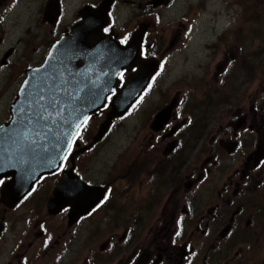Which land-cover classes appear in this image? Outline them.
Masks as SVG:
<instances>
[{
	"label": "flooded vegetation",
	"instance_id": "af4514ba",
	"mask_svg": "<svg viewBox=\"0 0 264 264\" xmlns=\"http://www.w3.org/2000/svg\"><path fill=\"white\" fill-rule=\"evenodd\" d=\"M49 1L42 0L36 10L31 12L28 21L19 25L18 9L22 6L19 0H0V72H7V87L1 90L0 98L3 99L7 92H10L12 97L7 108L6 120L0 126L11 118L10 107L18 94L26 71L40 67L45 62L55 42L82 20L83 9L96 8L103 2V0L81 1L80 6L72 12V20L69 21L65 0H55L57 7L55 9L53 7L50 10L51 16L46 17V6ZM112 1L114 3V0ZM112 7L113 4L108 12L110 18L113 16ZM105 32L111 34L112 30L106 28ZM127 75L128 73L123 72L120 78L123 80ZM104 111L94 114L90 119ZM159 111L149 116V122L147 121L150 133L144 138L145 143L141 147L145 148L148 154L140 174L144 177V185L146 183L152 185L153 198L156 197V190L160 199L163 189H167L169 193L159 207L153 208L152 200L148 202L142 199L143 204L139 211L133 210L136 211L137 216H133L135 217L133 219L128 215V222L123 226L124 233L120 246L122 252L129 253L125 256L124 264L247 263L249 257L245 253H248L251 246L245 241L234 239L236 236H239V239L244 235L258 236L264 228V157L257 160L254 154L259 134L264 130V126L262 125L263 128L249 126L247 115L245 119L242 118L235 123L229 120L230 124H225L230 127L225 131L227 140L213 136L208 151L210 156L200 162L198 157L196 163L194 155L203 145L202 141L208 133L199 140L187 136L185 141V136L188 134H184L186 128H181V123L174 125L172 120L175 117H171L161 130L153 131L151 124ZM117 120L119 119L113 120L112 124ZM187 124L191 125V120L187 119ZM92 138L88 144L86 142L90 138L79 142L77 146L72 145L59 168L40 177L20 201L16 202L13 198L10 201L3 199L2 190L10 178L0 179L2 181L0 183V264H20L22 261V256L18 253L19 232H17L20 216H26L25 219L22 218L26 227L32 225L37 229L34 232L27 228L28 235L33 236V241L27 248L30 249L38 243L37 241H41V245L36 246L40 252H43L42 259L38 260L39 264H81L84 241L82 221L91 218L102 208L105 209V205L108 208L115 203L109 204V198L107 200L109 189L112 188L111 182H94L88 177V169L83 159L97 145V143L92 144ZM164 145L168 146L167 149L157 152L160 146ZM134 157L129 158L125 168L133 164ZM69 170L89 185L99 184L101 188H107L103 200L74 222H71L69 217L72 210L69 205L63 206L56 214L50 213L47 209L57 180L63 172ZM110 175L114 174L110 172ZM123 177L128 183L132 179L130 173ZM201 185L206 186L201 187ZM21 207H25L22 214H20ZM42 212H44L43 217L40 215ZM143 212L154 214L155 227H158L157 241L148 244V247H146L147 243L138 247L140 242L144 241L141 238L146 227ZM32 221L38 222L32 223ZM12 238H14L13 244ZM112 238L110 237L108 243L100 247L99 253L90 250L85 262L98 264L99 256L107 251L106 247L108 250L114 249L113 244L110 243ZM234 249H236L235 254L228 258L227 256ZM255 258L251 257L253 260Z\"/></svg>",
	"mask_w": 264,
	"mask_h": 264
},
{
	"label": "rangeland",
	"instance_id": "374dc122",
	"mask_svg": "<svg viewBox=\"0 0 264 264\" xmlns=\"http://www.w3.org/2000/svg\"><path fill=\"white\" fill-rule=\"evenodd\" d=\"M81 1L83 0L64 1L69 21ZM150 1L114 0L113 3L112 30L119 38L128 40L141 25H145L144 43L148 47V56L159 59L163 57V62L161 71L131 111L111 124L107 134L83 159L91 180L112 183L107 200L109 198V204L115 203L108 208L105 205V209L102 208L91 218L82 221L84 241L81 264H87L85 259L90 250L99 253L100 247L107 244L110 237H113L110 243L117 252L106 247L107 251L99 256L98 264H124L125 256L129 253L122 252L120 246L128 215L137 216L133 210L139 211L142 199L148 202L152 200L153 208L159 207L169 193L167 189H163L160 199L156 190V197L153 198L152 185H144V177L140 174L148 154L141 145L150 133L149 116L176 99L171 117H175L172 120L174 125L181 123V128H186L184 134H188L185 141L187 136L199 140L208 133L197 154L194 153L196 163L198 157L200 162L210 156L208 151L213 136L227 140L225 131L230 127L225 124L229 125V120L235 123L245 119L247 115L249 126H264V0H172L168 6L159 7H153ZM41 2L42 0H19L22 5L18 9L19 25L28 21L31 12ZM236 44H241V51L240 48L237 51ZM6 73L0 72V92L7 87ZM11 101L10 92L3 99L0 98V124L6 120ZM108 114L109 109L87 121L80 130L78 141L81 143L90 138L86 142L90 143L91 137L96 134ZM187 119L191 120V125L187 124ZM167 147L160 146L157 152L166 150ZM130 157H134L135 161L125 168ZM110 172L114 175H110ZM129 173L132 179L128 183L123 175ZM93 186L101 187L99 184ZM203 186L206 185H201ZM23 208L25 207H21L20 214L24 212ZM143 213L146 227L141 238L144 241L138 247L143 243H147L148 247V244L157 241L156 216L149 212ZM40 215L43 217L44 212ZM22 218L25 219L26 216H20L17 227L18 253L22 256L20 264H39L38 260L42 259L43 252L36 246H40L41 241H37L30 249L27 248L33 241L27 228L34 232L37 229L32 225L26 227ZM12 240L13 244L14 238ZM234 240L245 241L251 246L247 253V264H264V228L258 236L244 235L241 239L236 236ZM255 248L256 254L253 257L256 258L253 260L251 255ZM235 250L227 257H232Z\"/></svg>",
	"mask_w": 264,
	"mask_h": 264
},
{
	"label": "water",
	"instance_id": "95a60500",
	"mask_svg": "<svg viewBox=\"0 0 264 264\" xmlns=\"http://www.w3.org/2000/svg\"><path fill=\"white\" fill-rule=\"evenodd\" d=\"M55 2H48L46 17L57 7ZM169 2L150 3L158 7ZM111 4L112 0H103L97 8L83 9L82 21L55 42L45 62L26 71L10 107L11 118L0 126V179L10 178L2 190L4 200L20 201L41 176L56 171L80 126L102 110L109 98V115L92 143L100 141L113 120L129 111L158 71L156 59L140 57L145 25L125 45L103 33L109 25ZM123 71L129 74L120 82L118 76ZM176 102L173 99L154 116L153 131L167 124ZM262 157L264 131L259 134L255 153L257 160ZM103 195V188L88 185L69 170L57 180L47 209L56 214L69 205V217L74 222L98 205Z\"/></svg>",
	"mask_w": 264,
	"mask_h": 264
},
{
	"label": "trees",
	"instance_id": "16d2710c",
	"mask_svg": "<svg viewBox=\"0 0 264 264\" xmlns=\"http://www.w3.org/2000/svg\"><path fill=\"white\" fill-rule=\"evenodd\" d=\"M236 46H237V51H238V49L240 48L239 46H241V44H236ZM241 50H242V49L240 48V51H241ZM250 248H251V247H250ZM250 248H249L248 250H250ZM255 254H256V248H255L254 254H252L251 257L255 256ZM245 255H247V253H245ZM243 264H247V263H243Z\"/></svg>",
	"mask_w": 264,
	"mask_h": 264
},
{
	"label": "snow or ice",
	"instance_id": "6c2138e0",
	"mask_svg": "<svg viewBox=\"0 0 264 264\" xmlns=\"http://www.w3.org/2000/svg\"><path fill=\"white\" fill-rule=\"evenodd\" d=\"M85 123H86V121H85ZM71 146H72L71 144L68 145L69 149H71ZM65 159H67V157H65ZM0 183H2V181H0Z\"/></svg>",
	"mask_w": 264,
	"mask_h": 264
}]
</instances>
